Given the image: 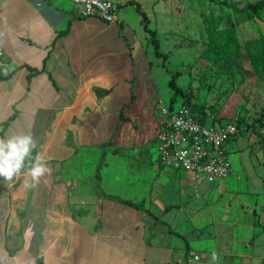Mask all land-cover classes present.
Listing matches in <instances>:
<instances>
[{
  "label": "crops",
  "instance_id": "obj_1",
  "mask_svg": "<svg viewBox=\"0 0 264 264\" xmlns=\"http://www.w3.org/2000/svg\"><path fill=\"white\" fill-rule=\"evenodd\" d=\"M114 1L119 19L107 22L81 16L74 0H0V42L11 64L0 73V137L31 132L35 151L51 169L35 187H25L23 170L11 182L0 177V264H77L70 251L86 237L109 249L133 251L143 263L156 244L147 237L146 210L168 211L157 205L154 187L163 177L180 187L176 196L183 189L177 169H169L167 177L158 175L157 165L135 170L129 162L135 153L139 159L147 144L155 146L160 108L172 101L168 86V97L162 98L158 81L169 85L171 74L150 52V34L135 6ZM136 1L147 2L142 8L149 27L164 43L166 33L176 35L179 22L189 20L205 0ZM181 2L174 18L172 6ZM105 150L103 190L133 202L144 199L146 210L98 195L97 179L92 181L86 168L97 172L94 161ZM80 155L84 164L70 161ZM61 168L67 177H61ZM149 178L155 184L148 191ZM211 215L205 219L211 221ZM196 217L198 225L204 222L199 223L200 211ZM94 248L86 250L89 262Z\"/></svg>",
  "mask_w": 264,
  "mask_h": 264
},
{
  "label": "rangeland",
  "instance_id": "obj_2",
  "mask_svg": "<svg viewBox=\"0 0 264 264\" xmlns=\"http://www.w3.org/2000/svg\"><path fill=\"white\" fill-rule=\"evenodd\" d=\"M252 1L257 0H205L202 9L199 3L201 10L195 11L192 17L189 15V20L179 22L176 35L168 31L165 35L168 41L164 43L158 37L161 52L169 56L165 62L157 55L151 38L147 43L150 52L161 59L160 63L167 64L170 74L181 72L177 84L182 93H176L173 88L172 91L166 80L158 81L162 98L168 97L167 86L168 95H172V101L169 98L167 104L190 105L195 116L207 125L217 127L228 122L237 125L238 133L227 144L232 164L229 175L213 183L203 181L196 187L189 173L177 169L183 188L177 195L179 200L175 199L174 192L180 187L175 186V182L172 185L162 177L159 187H154L155 182L149 178L148 191L154 187L152 195L158 191L161 200L157 205L170 207L160 214L147 212L145 215L147 237L152 238V242L154 238L156 244L148 249L143 263L142 257L135 258L133 251L111 245L109 249L86 237V242L75 246L76 249L71 248L70 255H75L77 264H101L104 260L108 264H264V78L252 61L255 56L264 60V42L260 40L264 39V7L257 14L233 7L234 2L241 8ZM145 3L142 2L144 8ZM183 4L172 6L174 18L180 14V8L176 10V7ZM216 32L224 34L221 41L234 42L233 57L222 53L219 45L211 46L210 37ZM149 149L151 157L147 156ZM144 150L139 159H135L139 156L137 153L132 157L134 160L129 159L135 170L144 167L147 171L154 164L159 166L158 175L165 172L167 177L169 169L176 170L159 164L153 141ZM81 157L70 161L84 164ZM105 162L106 157L102 158L101 154L94 165L102 166ZM59 172L61 177H67L68 172H62V168ZM86 172L92 181L97 177L92 166L87 167ZM149 182L144 181L143 187ZM197 211L203 217L199 223L204 221L200 225ZM207 214L211 215L208 218L211 221L205 219ZM187 242L191 247L189 256H186ZM93 246L95 255L89 262L91 256L86 250Z\"/></svg>",
  "mask_w": 264,
  "mask_h": 264
},
{
  "label": "built area",
  "instance_id": "obj_3",
  "mask_svg": "<svg viewBox=\"0 0 264 264\" xmlns=\"http://www.w3.org/2000/svg\"><path fill=\"white\" fill-rule=\"evenodd\" d=\"M83 17L95 16L107 22L119 19L114 0H74ZM10 59L0 42V73L10 67ZM155 140L160 165L191 174L194 185L213 183L227 177L232 169L227 144L238 133L237 125H207L198 120L187 104H164Z\"/></svg>",
  "mask_w": 264,
  "mask_h": 264
},
{
  "label": "clouds",
  "instance_id": "obj_4",
  "mask_svg": "<svg viewBox=\"0 0 264 264\" xmlns=\"http://www.w3.org/2000/svg\"><path fill=\"white\" fill-rule=\"evenodd\" d=\"M36 148L37 142L31 132L0 137V177L11 182L23 170L25 187H35L46 173H51L47 159L36 152ZM212 258L217 259L215 253Z\"/></svg>",
  "mask_w": 264,
  "mask_h": 264
},
{
  "label": "trees",
  "instance_id": "obj_5",
  "mask_svg": "<svg viewBox=\"0 0 264 264\" xmlns=\"http://www.w3.org/2000/svg\"><path fill=\"white\" fill-rule=\"evenodd\" d=\"M126 4L135 6L137 12L141 16V23L143 25L144 30L148 34H150L151 41L153 42V44H155V51H156L157 55H159L160 57L162 56L164 59V62H165L169 58V56L167 53L161 52L160 42H159V39L157 37L156 31L149 27V24H148L149 18L147 16V13L143 10L142 5L140 3H138L136 0H129ZM233 7L237 11H248L251 14H257L264 7V0L246 2L241 8H238L236 6V2H234ZM67 30L68 29L62 31L61 33H64ZM220 37H222V38L224 37V34H222V32L213 33L210 37L211 46L215 48V47H217V45H219L222 49V51H221L222 53L226 54L227 56L233 57L234 52L232 50V47L234 45V42H232V44H231L230 40L223 42V41H221ZM260 40L264 42V39L260 38ZM249 48H250L251 52H253L254 47H253L252 42L249 43ZM263 51H264V49H263ZM236 61H238V63H239L238 58H236ZM252 61L255 63L256 69L260 72L261 77L264 78V60L261 59L260 57L255 56L252 58ZM179 75H181V72H173V73L171 72V80L169 82V86L171 88L175 89L176 93L177 92L182 93V90L180 89V87L177 84V77ZM188 106L192 109V107L190 105H188ZM198 119L201 122H205L202 119H200L199 117H198ZM106 152H107V150L103 151L102 158H104L106 156ZM100 169H101V165L97 167V172H96V176H97L96 177V179H97L96 191H97L99 196L115 199V200L121 201L123 203H126L128 205H131L133 207H136L138 209H141V210L146 209L143 201L133 202L130 199H125V198H122L120 196L113 195V194H107L100 185V180H101ZM168 209H169V207L167 208V210ZM147 212L151 213L149 210H147ZM170 229H171V227H170ZM190 251H191L190 243L187 242V244H186V256L190 255Z\"/></svg>",
  "mask_w": 264,
  "mask_h": 264
}]
</instances>
